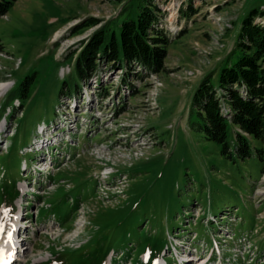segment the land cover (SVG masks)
<instances>
[{
  "label": "rangeland",
  "instance_id": "obj_1",
  "mask_svg": "<svg viewBox=\"0 0 264 264\" xmlns=\"http://www.w3.org/2000/svg\"><path fill=\"white\" fill-rule=\"evenodd\" d=\"M127 1L16 0L0 18V223L22 226L14 264H179L186 251L192 264H264V143L247 135L241 159L188 122L196 85L264 0H157L165 70L122 82L101 67L81 83L79 41ZM26 77L29 96L11 101Z\"/></svg>",
  "mask_w": 264,
  "mask_h": 264
},
{
  "label": "trees",
  "instance_id": "obj_2",
  "mask_svg": "<svg viewBox=\"0 0 264 264\" xmlns=\"http://www.w3.org/2000/svg\"><path fill=\"white\" fill-rule=\"evenodd\" d=\"M15 1L0 0V18ZM156 1L128 0L116 17L103 22L87 39L79 41L73 53L75 78L87 83L98 78L101 67L120 70L122 82L129 76L142 80L141 70L148 75L164 71L172 38L161 27L164 16ZM180 13L181 17H190L196 11L189 5L187 11L181 9ZM256 17L263 18L264 11L251 9L243 17L234 48L217 72L201 78L189 108L190 128L204 140L220 144L222 153L235 151L241 159L252 155L247 135L264 143V23H254ZM97 24L98 20H91L89 26ZM234 51H238L235 59L232 58ZM216 75L217 84L213 82ZM28 80L26 77L12 89L11 101L29 96ZM230 126L234 134L231 141L228 139Z\"/></svg>",
  "mask_w": 264,
  "mask_h": 264
},
{
  "label": "bare ground",
  "instance_id": "obj_3",
  "mask_svg": "<svg viewBox=\"0 0 264 264\" xmlns=\"http://www.w3.org/2000/svg\"><path fill=\"white\" fill-rule=\"evenodd\" d=\"M21 188L24 189L23 186ZM11 229H12L11 233L7 237L6 245L4 247H0V249L3 250L2 254L0 255V264H8V263L11 264L14 261V259L17 256H21L23 252L21 248L24 244L19 246L20 240H18L23 230L22 226H20L19 219L14 218L12 220ZM187 259H191V258L188 257ZM204 262L205 260L202 261L201 264H204Z\"/></svg>",
  "mask_w": 264,
  "mask_h": 264
}]
</instances>
